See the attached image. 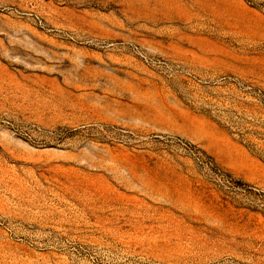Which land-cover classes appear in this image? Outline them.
<instances>
[{"label": "rangeland", "instance_id": "1", "mask_svg": "<svg viewBox=\"0 0 264 264\" xmlns=\"http://www.w3.org/2000/svg\"><path fill=\"white\" fill-rule=\"evenodd\" d=\"M0 264H264V0H0Z\"/></svg>", "mask_w": 264, "mask_h": 264}]
</instances>
